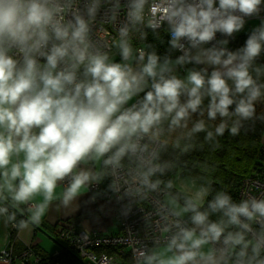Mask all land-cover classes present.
Listing matches in <instances>:
<instances>
[{
	"label": "clouds",
	"instance_id": "9594fccd",
	"mask_svg": "<svg viewBox=\"0 0 264 264\" xmlns=\"http://www.w3.org/2000/svg\"><path fill=\"white\" fill-rule=\"evenodd\" d=\"M262 6L264 0H127L115 62L92 39L101 0L83 7L81 0H0V202L30 204L19 227L41 222L66 179L65 206L109 174L115 191L124 180L128 196L147 199L161 184L170 190L172 180L152 179L174 167L160 162L169 145L186 154L198 133L218 143L226 131L239 135L243 122L264 120L256 114L264 100V65L256 63L264 19L236 51L227 40L205 47L217 33L240 32ZM120 8L115 0L110 20ZM165 24L170 50L181 55L133 47L131 33L145 39L142 28ZM189 64L205 67L180 77L177 69ZM90 163L101 167H82ZM213 191L210 181L192 180L176 194L165 192L157 215L169 235L163 248L138 251L137 264H264V195L242 193L235 202ZM37 196L42 200L30 203Z\"/></svg>",
	"mask_w": 264,
	"mask_h": 264
},
{
	"label": "built area",
	"instance_id": "2783aa9c",
	"mask_svg": "<svg viewBox=\"0 0 264 264\" xmlns=\"http://www.w3.org/2000/svg\"><path fill=\"white\" fill-rule=\"evenodd\" d=\"M84 0H81V7H83ZM115 0H101V8L92 24V39L102 48L108 52L118 54V49L113 45L114 39H119V28L126 18V4L127 0H120L121 8L118 12L115 21L110 20L111 7ZM264 18V10L259 17ZM251 18H248L249 20ZM246 20V21H247ZM166 25V24H165ZM165 25H162L160 30ZM142 31L150 30L142 28ZM170 39V35L168 34ZM231 37H225L220 33L216 34L213 42H210L207 47H212L221 40H229ZM144 40L140 37V32L131 33V42L134 48L144 47ZM108 47H104V45ZM179 55V51H176ZM111 56V55H110ZM120 57V56H119ZM262 151L264 153V142L262 143ZM128 169L127 163L121 176ZM108 177V192L116 193L117 207L114 213L119 231L115 235H103L99 233H85L76 230L72 226L62 225L58 226L55 232V238L64 244L59 246V250L71 255L69 263H55V264H137L136 253L138 251H151L153 247L163 245L166 242V235L162 234L158 225L160 217L157 215V210L162 204V199L165 196V189L160 187L155 192H149L147 199H141L136 196L125 195L124 180L120 179V190L115 191L111 185L114 182V177L109 174ZM69 181L59 182V186L63 190L68 186ZM98 189L97 183H92L89 187V192ZM243 194L260 197L264 195V172L260 176L251 177L246 180L240 191V198ZM29 209L30 204H27ZM127 210V214H124ZM187 220V218H184ZM0 264H41V258L36 251L30 247H24L19 251L12 249H3L0 251Z\"/></svg>",
	"mask_w": 264,
	"mask_h": 264
},
{
	"label": "trees",
	"instance_id": "16d2710c",
	"mask_svg": "<svg viewBox=\"0 0 264 264\" xmlns=\"http://www.w3.org/2000/svg\"><path fill=\"white\" fill-rule=\"evenodd\" d=\"M262 7L264 10V6ZM145 32L144 47L146 45L152 46L151 48H146V51L155 50L161 57L168 54L172 59L179 56L175 50H170L167 25L157 31L146 30ZM250 33H235L229 39L227 49L229 51H236L243 47ZM256 63L257 65H264V53L261 54ZM184 68L199 69L200 67L186 65L182 67V69ZM260 79L261 82H264V76ZM206 104L207 100H205ZM232 108L234 109V106ZM256 114L258 117L264 116V100L257 103ZM204 118L207 120L206 115ZM195 119L197 117L194 115L193 121ZM208 123L212 125L218 124L219 118L215 122ZM243 123L244 127L241 128L239 135L232 136L226 131L222 137L216 138L218 143L215 141L206 142L204 139L206 133L196 134L194 139L195 148L186 154H181L178 149H173L169 145L166 150L161 152L160 162L171 161L174 167L163 175L158 174L152 179H160L166 182L179 176L194 179L199 185L210 181L214 189L212 195L216 191H225L232 196L235 202H239L242 199L240 198V191L243 183L251 177L260 176L264 172V153L262 151L264 120L255 119ZM189 127H191V123ZM181 143L183 145L184 141ZM160 187L164 188V185L161 184ZM165 191L172 194L178 192L175 188L170 190L165 189ZM207 199H211V196ZM184 218H187V216ZM212 219H218V216H213ZM65 254V252L62 253L60 250L55 261L62 259Z\"/></svg>",
	"mask_w": 264,
	"mask_h": 264
},
{
	"label": "crops",
	"instance_id": "0c3cea01",
	"mask_svg": "<svg viewBox=\"0 0 264 264\" xmlns=\"http://www.w3.org/2000/svg\"><path fill=\"white\" fill-rule=\"evenodd\" d=\"M226 47H228V44ZM114 56L116 55H111L110 57L114 58ZM196 66L205 67L204 65ZM188 70L189 69L184 68L182 72H187ZM209 71H211L210 68ZM82 167L94 168V170L98 171L101 165L99 163L95 165L90 163ZM90 185L86 189H82L80 195L73 202H71L70 205L65 206L60 199L62 190L58 184L55 198L49 204L41 222L38 225L29 223L27 228L19 227L21 221L29 220L30 212L27 204H21L18 207H13L10 200L0 202V207L7 208L6 213L0 214V226H2L0 227V230L3 232V249H12L15 251L24 247H30L36 251L38 256H40L41 264L69 263L71 261V255L69 254H65L62 259L55 261V258L58 256L60 251L58 249L59 245L54 239H52V243L54 245H51L43 240L38 233H42V231L43 233H50L52 231L55 233L58 230V226H61L59 223L62 222V225L72 226L76 230H80L85 233L95 232L103 235L117 234L119 228L114 218V213L118 202L115 195L116 193L107 191V175L97 183L98 189L96 191L90 193ZM164 199L165 198H163V202H165ZM41 200L42 197L37 196L35 200L30 203L40 202ZM13 214L15 215V219L9 220L8 217ZM163 246L164 244L153 247L151 250H154L157 247L163 248ZM3 249L0 251H3Z\"/></svg>",
	"mask_w": 264,
	"mask_h": 264
},
{
	"label": "rangeland",
	"instance_id": "374dc122",
	"mask_svg": "<svg viewBox=\"0 0 264 264\" xmlns=\"http://www.w3.org/2000/svg\"><path fill=\"white\" fill-rule=\"evenodd\" d=\"M262 19H264V18L256 19V18L254 17V18L249 19V20L245 23L244 28H243L240 32H238V33H236V34H246V33H248V32H251L255 27H257V26L260 25ZM250 20H251V21H250ZM113 59H114L115 62H120V59H121V58H119V55H116V56H114ZM173 60H174V59H173ZM183 70H184V69H182V68H178V69H177V74H178L180 77H184V76L187 75V72H186V71H185V72H182ZM193 180H194V179H193ZM172 181H173L174 184H175V187H174V188L180 191V190L183 188L184 185L190 184V182H191L192 180L189 179V178H183V177H178V176H176ZM195 181H196V180H195ZM196 184H197V186H199V184H198L197 181H196ZM164 198L166 199L165 196H164ZM165 199H164V201H165ZM0 227H2V226H0ZM38 234H39V236H40L43 240H45L46 242L50 243L51 245H54V244L52 243V239H54V240L56 241V243H57L59 246H63V247H64V244H63V243H61V242H59L58 240L55 239V233H54L53 231L50 232V233H48V232H47V233H43V231H42V233L39 232ZM2 237H3V232L0 230V250L3 249V241H2ZM59 246H58V249H59Z\"/></svg>",
	"mask_w": 264,
	"mask_h": 264
},
{
	"label": "flooded vegetation",
	"instance_id": "af4514ba",
	"mask_svg": "<svg viewBox=\"0 0 264 264\" xmlns=\"http://www.w3.org/2000/svg\"><path fill=\"white\" fill-rule=\"evenodd\" d=\"M109 55H115V53L114 52H109Z\"/></svg>",
	"mask_w": 264,
	"mask_h": 264
}]
</instances>
